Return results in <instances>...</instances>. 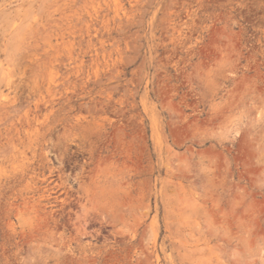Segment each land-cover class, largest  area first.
<instances>
[{
    "label": "rangeland",
    "instance_id": "374dc122",
    "mask_svg": "<svg viewBox=\"0 0 264 264\" xmlns=\"http://www.w3.org/2000/svg\"><path fill=\"white\" fill-rule=\"evenodd\" d=\"M0 264H264V0H0Z\"/></svg>",
    "mask_w": 264,
    "mask_h": 264
}]
</instances>
